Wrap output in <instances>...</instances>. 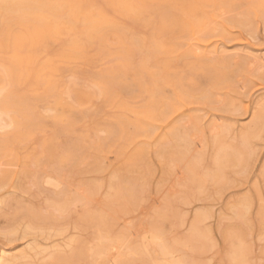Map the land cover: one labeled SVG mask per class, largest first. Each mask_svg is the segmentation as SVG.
I'll list each match as a JSON object with an SVG mask.
<instances>
[{"label":"rangeland","instance_id":"1","mask_svg":"<svg viewBox=\"0 0 264 264\" xmlns=\"http://www.w3.org/2000/svg\"><path fill=\"white\" fill-rule=\"evenodd\" d=\"M0 264H264V0H0Z\"/></svg>","mask_w":264,"mask_h":264},{"label":"bare ground","instance_id":"2","mask_svg":"<svg viewBox=\"0 0 264 264\" xmlns=\"http://www.w3.org/2000/svg\"><path fill=\"white\" fill-rule=\"evenodd\" d=\"M16 60H19V59H16ZM149 248V247H148ZM114 251V250H113ZM115 252H117V251H114V253ZM116 254V253H115ZM114 255V254H113ZM117 255V254H116ZM115 256V255H114ZM101 257V256H100ZM4 260V259H3ZM157 261H158V259H157ZM112 262V261H111ZM112 263H114V262H112Z\"/></svg>","mask_w":264,"mask_h":264}]
</instances>
